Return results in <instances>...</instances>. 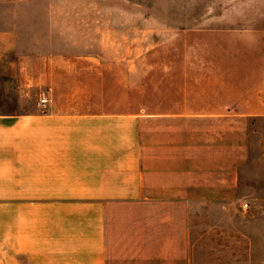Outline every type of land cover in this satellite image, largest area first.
Listing matches in <instances>:
<instances>
[{
	"label": "rangeland",
	"instance_id": "374dc122",
	"mask_svg": "<svg viewBox=\"0 0 264 264\" xmlns=\"http://www.w3.org/2000/svg\"><path fill=\"white\" fill-rule=\"evenodd\" d=\"M256 19L264 0H0V111L62 79L86 109H127L128 142L164 157V198L110 215L107 264H264V119L174 117L244 89L206 33Z\"/></svg>",
	"mask_w": 264,
	"mask_h": 264
},
{
	"label": "crops",
	"instance_id": "0c3cea01",
	"mask_svg": "<svg viewBox=\"0 0 264 264\" xmlns=\"http://www.w3.org/2000/svg\"><path fill=\"white\" fill-rule=\"evenodd\" d=\"M206 34L221 53L235 52L244 89L199 98L220 110L174 117L222 119L233 112L264 119V19ZM61 82L52 77L46 86L45 110L37 104L0 111V264H107L110 215L132 201L164 198V157L153 163L128 142L127 109H86L84 92L65 93ZM187 165L196 166V158Z\"/></svg>",
	"mask_w": 264,
	"mask_h": 264
},
{
	"label": "built area",
	"instance_id": "2783aa9c",
	"mask_svg": "<svg viewBox=\"0 0 264 264\" xmlns=\"http://www.w3.org/2000/svg\"><path fill=\"white\" fill-rule=\"evenodd\" d=\"M47 103H48V100H47L46 98H42V99H40L38 105H39L41 108H46ZM246 206H247V205H246Z\"/></svg>",
	"mask_w": 264,
	"mask_h": 264
}]
</instances>
